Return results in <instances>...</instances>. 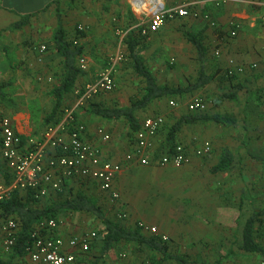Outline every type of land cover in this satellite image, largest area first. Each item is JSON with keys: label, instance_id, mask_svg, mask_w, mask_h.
<instances>
[{"label": "crops", "instance_id": "1", "mask_svg": "<svg viewBox=\"0 0 264 264\" xmlns=\"http://www.w3.org/2000/svg\"><path fill=\"white\" fill-rule=\"evenodd\" d=\"M108 1L110 2V0H0V42L3 43L1 52H9V58L7 61L4 57V54L0 52V71H2V69H11V67L13 68V70H16L19 66V68L24 69V71H27L32 76H25L20 79H14L15 85H23L26 87L25 90L28 91L29 96L28 100H26L27 105L25 109L21 110L18 113L15 112L12 116L7 115L13 120L16 132L21 135L24 141L28 137H33L34 132L36 133L35 135H37L36 138H39L43 130L45 129H37L33 125L31 115L32 112H36L38 115L41 114L44 117V114H50L52 112L55 104V99L52 95V90L58 85L59 76L57 74H61L63 69L62 59L52 49L51 42L53 33L57 27L58 7H64L65 5H67L71 8V11H64L63 14H65L66 17L65 15L61 16V12H59L58 10L63 29L66 32L68 38L74 37L75 39H77L76 37H78V35L75 34L76 29L74 28L76 23L84 26L87 33H84L81 36L79 35L78 37V43L83 47V54L81 56H84L86 58L88 64L87 70L82 71V75H80L77 80L76 88H80L83 87L85 84L94 81L98 73L102 70V68H104L105 64L109 61L107 60V57H111L116 52V49L114 51L113 48L114 37L112 35L110 27V16L106 15V13L104 12L107 7L105 3H107ZM181 1L182 0H168L166 4L168 6H171L179 4ZM126 3L127 5H125L122 0L118 2V4L116 3L114 5H110L111 7H114V9L120 10V16L122 18V21H126V23H128L130 15H132V13L127 0ZM246 6L248 5L229 4L220 8L209 7L202 10L210 12L213 19L217 21L218 26L215 29L210 28L199 17L184 18L186 21H188V30L186 31H191L200 35L203 39L204 45L207 47V59L205 66H210L213 64V58H211V54L214 53V49L216 50L217 48L221 50L220 58L225 60L226 67L227 61L230 59L228 58L229 56L233 57L232 59H234L238 65L244 66V72L236 75L235 79L231 81L232 85H234L236 89H244L245 85L249 86L252 82H255L257 79H264V17L261 18L262 16H256V14H252L250 10L248 12V8H242ZM45 7H47L45 14H47L48 18L47 20H45L44 23L42 22L43 24L41 25L40 30H36V34H34L32 33V31L30 32V28L33 25L34 19H29L27 15H33L34 11H39L41 8L44 9ZM248 7L260 10L258 11V13L261 11L264 12V6L259 7L249 5ZM109 12L111 11L109 10ZM17 14L24 16H21V18L18 17ZM25 18L27 23L21 28L25 30V37L20 38V40H17V37H19L18 35L22 32L19 31L20 29L10 30V27ZM232 21L238 23L239 26L238 32L233 38L229 37L228 32L229 23ZM38 22H41V20L36 21L35 28H37V26L39 28ZM163 26L158 32L153 33L151 35V42L162 40L161 44H164L167 49L174 51L177 54L180 53L181 49L178 46L180 44L178 43L179 36L174 32V27L176 26L175 22L170 21L164 27ZM38 38L45 39V41L41 40L40 42L48 43L49 49L48 51L46 50L43 55L39 54L37 48H39L41 45H45V43H38ZM173 41H175L176 43L172 44ZM45 46H47V44ZM144 46L146 48V43L142 42V44L139 46V52L142 53V51L145 49ZM159 50H161V52L163 53V50H165V48L160 47ZM189 50L191 52L190 55L194 58L195 61L198 62L196 51L191 43H189ZM40 56L41 60L39 61ZM143 57L146 58V56ZM128 64L129 69L131 70L130 62H128ZM254 65L255 67L253 68L252 66ZM147 66L149 67L148 64ZM149 69L151 70L150 67ZM123 71L124 70L121 68V66H119L114 75V79L118 80L120 75H122ZM55 72H57L56 75H54ZM208 75H215L212 81H214L217 77L216 73ZM40 76H42V79L44 80H41ZM40 80L42 82L38 83V81ZM158 84L164 85L159 82ZM207 86H209V84ZM71 95L73 96V94H70L67 97ZM92 102L100 103L108 108L129 106L127 99L120 98L119 94L117 93L98 96L93 99ZM159 102H161V100L153 102L152 105L154 104L153 106H156V104H158ZM149 107H151V104L149 105ZM78 114L79 113H77L76 116ZM80 114H82V123L87 126V140L96 141V138L94 137V131L97 127L95 128L94 126L98 121L95 119L94 115L87 111L86 108L83 109ZM142 114H146L145 110L144 112H142ZM148 116L149 115L146 114L142 118V120ZM237 118L240 121V118L238 116ZM142 120L139 123H141ZM105 129L109 132L107 128ZM261 131L263 132L260 134V139H256V137L254 136L255 133H248L249 136L248 134L243 133V137H245V134L247 135V137H250V139H246V141H248V143H252V148H250V150H247V154H241L242 149H239L240 153H237L238 148L233 149L229 145H225L220 148L215 145V152L213 153V156L211 155V157L210 155H208L210 157L204 161H210V164H207L208 166H213V169L220 159L222 150L225 147H229L234 153L232 169L230 171H224L219 173H223L229 180L235 181V173L232 172L234 167L238 165V161L244 160V162L248 164L250 159L259 161H262L261 159H264V156L260 153L262 152L264 154V130ZM164 132L165 130H163L156 138L158 146L160 143L165 142V136L163 137ZM110 135L111 143L112 134L110 133ZM243 139L244 138H242V140ZM132 140L133 135L126 142L123 138H121V141L117 145L116 149L121 148L122 154H120L118 157L113 156V161L117 162L121 160L124 153L130 149ZM187 141L188 140L185 139V142ZM110 143L103 145L105 157L107 153H111L112 151L111 145L109 146ZM189 143H185V145L190 146ZM240 148H242V146ZM251 150L255 151L257 154L252 153ZM202 158L192 157L190 163L188 164L189 167L195 171L199 169L203 163ZM136 167L142 166H126L121 172V174L116 178L114 182V187L119 192V194L121 193L124 196L126 191L124 186V180L127 176L131 175L130 171ZM11 180L12 174L6 167L4 161L2 160L0 151V184H8ZM236 180H239V178H236ZM16 193H18L20 197L25 198L26 193ZM78 194H83L92 202H94L100 208L105 218L118 222L126 228L135 227V212L133 211L134 208L130 203V198L128 194L126 195L125 200H123L122 202L114 203V206H112L113 204L109 200V198H107V195L102 193L94 182L88 180L67 181L66 185L64 186L61 192L49 194V196L33 204L32 207L41 211L48 210L53 208L54 206H57L59 203L63 202L66 199L74 198ZM229 194H232L233 198L237 196L238 206L236 207V209L235 207H225V202L223 201L225 199V193L223 192H221L220 194H209L207 192L199 194V196L194 195L192 197L193 200L191 201V205L197 209L196 211L190 212L186 227L184 228V226L181 225L177 229V231H179L177 233L178 235L180 233V235L183 234L182 236H185V238H187L186 236L189 237L187 238L188 243L190 244V247L191 249H193V251H198V253L201 252L202 255L207 256L208 258H210L211 254L215 251L216 260H220V263H222L224 260H228L231 257V251L234 252L233 247L235 245H237L238 247L240 243V239L237 240L233 238V236L234 232L237 230L236 223L240 221V214H238L237 212L239 208V199L241 198V193L240 191H236L229 192ZM115 211L117 212V219L114 215ZM125 211L134 215L132 216V220H127V218L122 220L118 219L117 215L121 212L125 213ZM55 219L57 222V227L54 230H44L42 233L45 236L59 237L62 238L64 242H67L70 238L74 236H81L91 232H94L96 234V237L91 241L89 251L87 252H82L80 249H71L67 246L65 247V251L67 253H72L74 255L75 261L73 264H140L146 261L151 262V259L153 257H156V259L160 258L158 254L150 252L144 246H139L134 243L126 242H120L114 245L108 251L104 252L103 241L101 237L102 224L100 219L96 218L94 214L61 210L55 216ZM44 220L41 219V221ZM41 221L35 220L32 222V231L38 228V225ZM163 221L164 217L162 216L161 218H155L153 220V223L163 224ZM237 224L239 225V223ZM158 227L159 229L161 228L160 226ZM20 232L21 227L19 226L18 236ZM162 233L159 232L160 235H165L167 232L164 230ZM144 234L147 235L146 233ZM1 241L2 239H0V264H33L30 262L28 257L23 254V252L19 253L16 249L11 254H3L1 252ZM230 248L233 249L230 250ZM199 249H201V251H199ZM122 255L124 257H122Z\"/></svg>", "mask_w": 264, "mask_h": 264}, {"label": "rangeland", "instance_id": "2", "mask_svg": "<svg viewBox=\"0 0 264 264\" xmlns=\"http://www.w3.org/2000/svg\"><path fill=\"white\" fill-rule=\"evenodd\" d=\"M120 1L122 0L108 1L105 3L107 7L104 11L106 15L110 16V27L114 37V51L116 49V43L118 39L116 30H126L125 26L127 24L126 21H122L120 16L121 11L111 7V5L116 3L118 4ZM167 1L168 0H165L166 3ZM123 2L125 5H127L126 0H123ZM260 2L264 3V0H260ZM248 6L242 8H248V12L250 10L252 14H256V16H262L261 18L264 17V12L261 11L258 13L260 10L249 8ZM46 9L47 7L44 9L41 8L39 11H34L33 15H27L29 19H34L32 27H29L31 29L30 32L32 31V33L36 34V30H40L41 25L45 22V20H47L48 17L47 14H45ZM58 10L61 12L60 15L62 16L65 15L63 14L65 10L71 11V8L65 5L64 7H58ZM109 10L111 12H109ZM17 15L18 17L24 16L19 14ZM39 20H41V22H38L39 28L38 26L35 28L36 21ZM170 21L175 22L176 26L174 27V32L179 36L178 43L180 44L178 46L181 49V52L177 54L176 52L167 49L164 44H161L162 40L151 42L152 34H149L143 39V42L146 43L147 49L144 46L146 50L144 49L145 51L143 50L142 53H139L142 57L146 56V58L143 57L144 62L149 65L157 77L159 83L173 87H185L194 82V79L197 78L199 72V63L195 61L190 55L191 52L189 50V43L183 37V32L188 30V21L185 19H175ZM170 21H166L164 26ZM78 26L82 25L76 23L74 26L76 29L75 34L78 35V37L84 33L87 34L84 26H82L84 28L82 34L77 33ZM19 31L22 33L18 35L19 37H17V40L25 37V30L20 29ZM78 37L76 38L78 39ZM70 39L74 40L75 38L73 37ZM41 40L45 41V39H39L38 43H45V45L47 44L46 50L48 51V43L40 42ZM175 43V41L172 42V44ZM2 46L3 43L0 42V52L2 51ZM160 47L165 48L163 53L161 50H159ZM1 53L4 54V57L7 61L9 58V52L6 51V53ZM125 53V59L119 65L124 71L118 80H115V89L108 94L117 93L119 94L120 98H126L129 104L132 99L141 97L143 93L144 81L142 78L137 77L129 69L128 62H130V60L127 55V50ZM220 56L216 57L214 53H212L211 58H213V64L206 66L207 74H217L216 79L212 81L209 86L203 90L193 93L183 94L174 98L163 99L161 102L156 104V106L151 104V107L145 110V113L149 116H163L166 124L164 128L168 131V129L172 127L183 115L188 114L184 108L185 103L192 97H200L206 105V110L203 112V114L225 112L234 113L240 118L238 125L232 127L215 123L185 125L182 126L179 131L174 133L173 142L175 144L180 143L184 145L185 143L190 142L189 145L192 147L200 141H209L212 146V151L209 154L210 156H213V153L215 152V145L219 148L225 145H229L233 149L238 148L237 153H240L239 149H242L241 154L245 155L247 154V150L252 148V143H248V141H246V139H250V137H247L246 134L255 133L254 136L256 139H260V134L263 132L261 130H264V79H257L249 86L245 85L244 89H236L234 85H232V80H229L224 76L226 67L225 60L221 59ZM111 57H107V60H109ZM228 58L232 59L233 57L229 56ZM108 63L109 61L105 64L104 68L108 65ZM104 68H102V70ZM56 73L57 72H55L54 75H56ZM57 75L60 77V73ZM25 76L30 77L31 74H29L27 71H24V69L19 68V66L16 70H13L11 67V69H2V71H0V85L6 84L4 91L7 96L11 98L12 102H1L0 114L12 116L15 112L18 113L25 109L27 105L26 100H28L29 96L28 91L25 90V86L14 84V79H20ZM40 79L44 80L42 79V76H40ZM41 80L38 81V83L42 82ZM225 93L236 94L238 98L237 101H231L224 98L223 95ZM71 96L67 97V99L65 98L63 108L71 107L75 101L74 95L72 97ZM169 100H173L176 103L178 102V107L169 109ZM85 107H82L77 111L79 116L77 115L76 118L79 122H82V114H80V112L85 109ZM142 112H140L141 114L137 113L136 115L139 122L146 115H143ZM31 115L32 123L37 129L46 127L44 120L48 114H44L43 117L41 114L38 115L36 112H32ZM95 119L98 121L94 126L95 128L105 127L112 134V142L109 144V146L111 145L112 147V151L111 153L109 152L106 154V158L113 161V156L118 157L120 154H122L121 148L116 149L117 145L121 141V138H123L126 142L130 139V137H132L130 127L124 120L106 121L104 119H100L99 117H95ZM243 133H246L245 137H243ZM35 134L36 133L34 132L33 137H37ZM242 138L244 139L242 140ZM185 139H187L189 142H185ZM241 146L242 148H240ZM252 153L257 154L255 151H252ZM260 153L264 156L262 152ZM210 156L202 158L203 163L196 171L190 168L188 164L187 166L180 168H173L171 166L164 168L136 167L131 170V175L127 176L124 180V186L126 190L125 194L123 196L120 193L121 195L119 201L122 202L125 200L126 195L128 194L130 203L134 208L133 211L135 212V216L125 211L127 220H132V216H134V218H136L135 221L137 226H139V224H144L148 227H155L157 229L158 235H160L159 232L162 233L165 230L167 233L162 236L167 237V242L170 245V253L177 258H181L183 261L187 262V264H264V257L261 255L242 252L239 247H237V245L233 247L234 252L231 251V257L228 260H224L222 263H220V260H216L215 251L211 254V257L208 258L207 256L202 255L201 252L198 253V251L195 252L193 249H191L187 239L189 238L188 236L185 238V236H182L183 234H177L179 232L177 231L178 227L183 225L185 228L190 212L196 211L197 209L191 205V201L193 200L192 197L194 195L199 196V194L207 192L209 194H220L223 192L225 193V199L223 200L225 202V207H235L236 209L238 206L237 196L233 198L232 194H229V192L240 191L241 198L239 199V208L237 212L240 214V221L237 222L239 225L236 223L237 230L234 232L233 238L237 240L240 239V232L245 219L249 216L256 215L259 218L256 223L257 240L264 248V162L250 159L249 163L247 164L244 162V160L238 161V165L234 167L232 172L235 173V181H232L229 180L223 173H213L211 171L213 166H208L210 161H204ZM236 178H239V180H236ZM112 204V206H114V203ZM116 213L117 212L115 211V218ZM162 216L164 217L163 224L153 223L155 218H161ZM158 226L161 228L159 229ZM147 235L151 234L147 233ZM233 248H230V250ZM199 251H201V249H199ZM170 264H178V262L177 260H172Z\"/></svg>", "mask_w": 264, "mask_h": 264}, {"label": "built area", "instance_id": "3", "mask_svg": "<svg viewBox=\"0 0 264 264\" xmlns=\"http://www.w3.org/2000/svg\"><path fill=\"white\" fill-rule=\"evenodd\" d=\"M229 4L264 6L260 0H182L179 4L171 6H168L165 0H128L136 23L124 31L116 30L118 39L115 54L94 81L75 89L73 93L75 101L71 107L62 109L58 123L45 127L39 138L28 137L24 141L16 132L11 117L0 114L1 157L12 174L10 183L0 184V213L3 202L16 192L31 193L32 197L39 201L51 193L61 192L67 181H92L112 203H117L120 201V194L115 189L114 182L126 166L180 168L189 164L192 157L208 156L212 149L209 141H200L192 147L178 143L170 148L165 142L158 146L156 138L164 130L165 119L161 115H152L139 123L138 130L133 134L130 149L124 153L121 160L111 161L105 157L103 151V145L111 141L110 133L104 127H98L94 131L96 141L87 140V126L78 121L76 114L94 98L111 93L115 89L114 75L119 64L125 59V40L130 30H139L141 35L146 37L158 32L166 21L188 17H199L210 28L215 29L218 26L217 21L208 11L202 10ZM238 28V23L230 22L229 37H235ZM77 29L79 32L84 31L82 26H78ZM73 44L78 45V39H74ZM37 51L43 55L46 46L41 45ZM214 55L219 57L221 50L219 48L214 50ZM77 62L81 71L87 70L88 64L84 56H80ZM243 72V65H238L234 59L227 61L226 77ZM168 105L173 109L178 103L170 100ZM185 108L191 114L202 113L206 110V105L200 97H192L185 103ZM117 217L122 220L126 219L127 215L121 212ZM56 227V220H44L31 232V242L23 249V254L31 263L73 264L74 255L67 253L65 247L87 252L91 241L96 237V234L91 232L74 236L64 242L62 238L48 237L42 233ZM139 227L143 233L158 235L155 227L144 224H139ZM18 230L19 226L14 219L0 218L3 254H11L16 249ZM158 236L164 241L167 240L166 236ZM140 264L159 263L146 261Z\"/></svg>", "mask_w": 264, "mask_h": 264}, {"label": "trees", "instance_id": "4", "mask_svg": "<svg viewBox=\"0 0 264 264\" xmlns=\"http://www.w3.org/2000/svg\"><path fill=\"white\" fill-rule=\"evenodd\" d=\"M27 23L26 18L18 21L10 27V30H19ZM136 23V19L130 15V19L125 26V29L131 28ZM77 33L82 34L77 30ZM185 39L192 44L196 51L197 60L200 63L198 76L194 82L185 87H173L160 85L153 72L149 69L143 58L139 54V46L142 44L144 36L139 30H130L125 40L127 55L130 60L132 72L143 79V93L140 98H134L130 101L127 107L108 108L100 103L90 102L85 108L89 113L106 121L124 120L128 123L131 134L133 135L139 128L137 113L146 110L150 104L155 101L174 98L183 94H189L199 91L212 82L215 75H208L205 72V63L207 59V47L204 45L203 39L197 33L184 31ZM52 49L62 59V73L59 77L58 85L52 90V95L55 99L53 110L45 117L44 122L46 127L58 123L61 117V112L65 102V98L73 94L76 88V83L82 71L77 67V60L83 54L81 45H74L73 40L68 38L63 29L59 13H57V27L53 33ZM126 54V53H125ZM226 72V70H225ZM224 72V73H225ZM226 77V74L224 75ZM235 76L226 77L229 80L235 79ZM6 84L0 85V102L12 103L11 98L4 91ZM224 98L231 101H237L236 94L225 93ZM215 123L225 125L227 127L236 126L239 123L237 116L234 113H188L183 115L176 123L168 129L164 128L165 143L167 146L174 147L173 135L179 131L182 126L194 124ZM234 153L229 147L222 150L218 163L212 169L213 173L230 171L232 169ZM262 161L264 159H261ZM264 162V161H263ZM38 201L32 197L31 193H26L25 198L14 193L8 200L3 202L1 207L0 218L14 219L18 226L21 227V232L17 238L16 250L23 252L24 246L31 242V224L35 220H50L55 219L59 211H77L91 213L100 219L102 224L101 237L103 241V251H108L114 245L120 242L134 243L139 246H144L150 252L158 254L159 259L153 257V263H169L172 260H177L178 264H187L181 258L170 253V245L158 235H145L141 228L135 225L134 228H126L118 222L105 218L100 208L83 194H78L74 198H69L59 203L48 210H38L32 207ZM258 216L252 215L245 219L241 232L239 249L245 253L259 254L264 257V248L258 243L256 235V223Z\"/></svg>", "mask_w": 264, "mask_h": 264}]
</instances>
